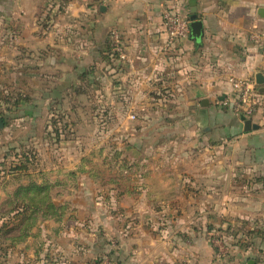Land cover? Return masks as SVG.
I'll use <instances>...</instances> for the list:
<instances>
[{
	"label": "crops",
	"instance_id": "obj_1",
	"mask_svg": "<svg viewBox=\"0 0 264 264\" xmlns=\"http://www.w3.org/2000/svg\"><path fill=\"white\" fill-rule=\"evenodd\" d=\"M168 9L196 14L203 38L191 30L170 43L163 26ZM262 9L264 0H0L5 128L8 119L87 118L109 124H68L54 135L130 138L115 147L119 177L110 176L102 192L91 163L75 158V202H84L75 207L94 215L108 207L125 217L95 219L107 226V238L76 246L75 264H96L98 252L114 253L109 264H264V94L247 117L257 129L246 131L241 115L219 106L232 96L230 78L264 74L256 40L264 31ZM113 30L122 34L124 61L108 56ZM16 86L23 90L5 96ZM21 97L11 115L8 108ZM87 106L93 111L81 110ZM100 106L104 113L95 111ZM215 233L225 243L223 259Z\"/></svg>",
	"mask_w": 264,
	"mask_h": 264
},
{
	"label": "rangeland",
	"instance_id": "obj_2",
	"mask_svg": "<svg viewBox=\"0 0 264 264\" xmlns=\"http://www.w3.org/2000/svg\"><path fill=\"white\" fill-rule=\"evenodd\" d=\"M21 58L23 59L22 54L17 57L18 62L15 61L16 67L21 61ZM16 87L17 88L10 87L12 92L8 88L9 90L5 96L8 95V93L16 94L19 93L20 90H23L22 87ZM166 108L167 107H165V109ZM81 110L93 111L91 108L89 110V106L84 108L81 107ZM81 110L77 111V113H85ZM1 111H3L0 112L1 115L5 117L6 113L4 110ZM95 111L104 113L105 108L100 106L96 108ZM12 112L14 111L12 110ZM40 112L41 110L39 109L37 113ZM43 112H46V110ZM17 113L18 112H14L11 115ZM137 118H131L132 121H130V125L133 126V128L136 127L134 124ZM68 124L73 125V127L79 126L87 128H92L89 125L93 124L94 127L96 126L102 129L106 128L109 122L97 121L91 124L89 119L87 120L86 118L84 120L78 119L76 124L75 122H63L62 120H48L45 122L26 121L23 123L20 120L15 121L14 119H8L5 130L0 131V228L3 222H10L9 228H13L11 223L12 220L1 217L2 214H6L10 210V208L4 204L19 186L25 185L28 182L26 180L30 177L34 179V182L39 184H42V181L49 183L52 186L51 198L53 203L57 206H65L66 212V214L59 219L60 221L56 218L39 217L37 225L34 227L31 234H29L30 237L24 242H19L17 244L13 243L19 241L21 237H23V228L13 230L4 236V230L0 231V264H43L42 260H39L40 258L45 260L44 264H75V255H78L77 252H75L76 246H84L89 242L92 244V242L96 241L104 244V240L107 238L104 235L107 226H105L103 221L99 222L95 219L99 218L104 220V218H102L103 215H108V217L112 215L110 216L111 218H121L122 221L125 222V217H121L122 214H119L118 211L114 209L109 211L108 207L107 209L100 207L98 213L95 215L87 213V211L82 213L75 207L76 205L81 207L84 203L79 201L75 202L77 198L75 197V187L78 186L75 184V174L79 172V170L75 169V158L78 161L83 159L91 163L90 171L92 173L94 172L95 174H93L100 178L99 185H101L100 190L102 192V187H105L103 184L110 179V176L119 177L118 174L120 169H118L116 162H119L121 155H117V153H119L118 150L113 153L115 147L119 146L120 141L126 143L130 138L121 139L117 136L105 137V135L91 138L87 137V135H80L79 137L67 135L64 138L60 137V139H58L57 136L54 135L55 130L61 129L64 132L65 125ZM112 127L113 129L118 128L115 122L112 123ZM71 142H75V144L70 145L69 143ZM75 147L77 154L72 151ZM111 148L113 149L111 153H109ZM104 149L107 150V153H105ZM26 158L30 164L28 172L24 175L22 174L21 177H14L15 166L19 164L18 161L20 159L25 161ZM103 162L104 164L107 162V164L104 165ZM87 170L88 169H85L82 172L87 173ZM27 176L28 178H25ZM39 178L42 179L40 180ZM98 198L96 200H100L102 203L103 199L101 198V194H99ZM117 213L118 216H116ZM129 220L130 222H134L131 218ZM107 231L108 229L106 232ZM93 232L95 236H92ZM111 239V243H114L112 244V249L116 250L118 239L115 237ZM76 250H78V248ZM91 253L92 252H87L81 256L85 258L90 256ZM93 256L94 259H92L91 262H95L96 264H109L108 252H98L97 254H93ZM46 260L50 261L46 263Z\"/></svg>",
	"mask_w": 264,
	"mask_h": 264
},
{
	"label": "built area",
	"instance_id": "obj_3",
	"mask_svg": "<svg viewBox=\"0 0 264 264\" xmlns=\"http://www.w3.org/2000/svg\"><path fill=\"white\" fill-rule=\"evenodd\" d=\"M190 25V17H187L175 9H168L163 12V26L168 35V39L172 44H177L183 39L189 37L191 33ZM109 38L112 45V51L117 55L118 60H126V46L123 42L121 32L113 30L110 33ZM256 40L260 42L261 55L264 60V31L258 35ZM229 81L232 86V96L221 100L219 106L223 109H230L238 116L242 114L246 117L255 115L261 106L260 97L262 96L255 78L238 79L232 77ZM131 118L135 119V116H132ZM212 243L218 249V258L223 259L222 256L225 250V243L222 236L215 233Z\"/></svg>",
	"mask_w": 264,
	"mask_h": 264
},
{
	"label": "trees",
	"instance_id": "obj_4",
	"mask_svg": "<svg viewBox=\"0 0 264 264\" xmlns=\"http://www.w3.org/2000/svg\"><path fill=\"white\" fill-rule=\"evenodd\" d=\"M107 53L112 60L118 59L117 55L112 51L110 38L107 46ZM21 100H23L22 97L18 99L16 104L13 103V108H8L9 111H14V108L17 109V105ZM28 169V160L26 158L25 161H20L19 164L15 166L14 172L26 173ZM27 180V184L19 186L13 195L9 197L4 205L8 206L10 210L1 216L2 218L6 217L12 220L11 223L13 226V228H9L10 222H3L0 228V231L4 230L3 236L13 230L23 228V237H21L19 241L13 242L15 244L24 242L30 237L29 234H31L32 230L37 225L39 217L56 218L60 221L59 219L66 214L65 206H57L53 203L51 198L52 186L49 183L43 181L42 184H39L34 182V179L31 177ZM108 255L111 256L114 255V253H108Z\"/></svg>",
	"mask_w": 264,
	"mask_h": 264
},
{
	"label": "water",
	"instance_id": "obj_5",
	"mask_svg": "<svg viewBox=\"0 0 264 264\" xmlns=\"http://www.w3.org/2000/svg\"><path fill=\"white\" fill-rule=\"evenodd\" d=\"M194 13V11L192 12ZM259 15L264 18V9L259 12ZM191 25L190 28L192 30V36L197 38H203L204 36V30H203V22L197 20V15L192 14L190 17ZM256 83L259 86V91L261 94H264V74L260 73L255 77ZM205 104V103H204ZM241 120L245 124V130L249 131L252 128L257 129L258 126L253 124V119L247 118L244 114L241 115ZM5 129V121L3 117L0 115V131ZM249 264H255L254 261L249 262Z\"/></svg>",
	"mask_w": 264,
	"mask_h": 264
}]
</instances>
